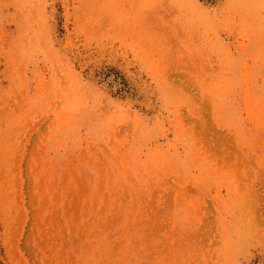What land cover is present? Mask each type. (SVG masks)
Instances as JSON below:
<instances>
[{
	"label": "rangeland",
	"instance_id": "1",
	"mask_svg": "<svg viewBox=\"0 0 264 264\" xmlns=\"http://www.w3.org/2000/svg\"><path fill=\"white\" fill-rule=\"evenodd\" d=\"M0 264H264V0H0Z\"/></svg>",
	"mask_w": 264,
	"mask_h": 264
}]
</instances>
